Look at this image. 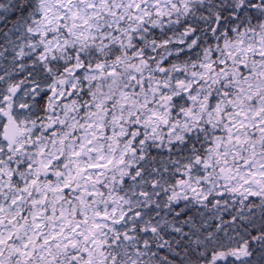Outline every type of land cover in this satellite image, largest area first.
I'll return each instance as SVG.
<instances>
[{
    "label": "snow or ice",
    "instance_id": "6c2138e0",
    "mask_svg": "<svg viewBox=\"0 0 264 264\" xmlns=\"http://www.w3.org/2000/svg\"><path fill=\"white\" fill-rule=\"evenodd\" d=\"M0 264H264V0H0Z\"/></svg>",
    "mask_w": 264,
    "mask_h": 264
}]
</instances>
